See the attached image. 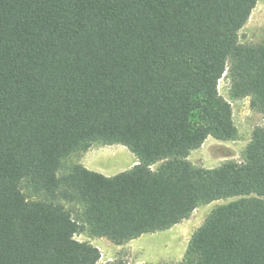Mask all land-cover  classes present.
<instances>
[{
  "label": "trees",
  "instance_id": "16d2710c",
  "mask_svg": "<svg viewBox=\"0 0 264 264\" xmlns=\"http://www.w3.org/2000/svg\"><path fill=\"white\" fill-rule=\"evenodd\" d=\"M257 1L0 0V264H131L74 236L122 244L220 199L184 258L160 264H264V41H239ZM225 71L263 125L240 161L195 166L207 137L238 133ZM95 143L136 163L61 172Z\"/></svg>",
  "mask_w": 264,
  "mask_h": 264
},
{
  "label": "rangeland",
  "instance_id": "374dc122",
  "mask_svg": "<svg viewBox=\"0 0 264 264\" xmlns=\"http://www.w3.org/2000/svg\"><path fill=\"white\" fill-rule=\"evenodd\" d=\"M239 41L250 44L264 41V0L257 1L248 20L239 30ZM226 73L227 71L219 79L217 88L219 94L231 103L233 121L238 133L235 139L229 141L207 137L203 144L187 157L195 166L212 168L218 167L224 162L240 161L252 130L263 125V117L261 113L251 109L249 97L230 98V81ZM195 116L193 119L196 118ZM135 163L136 157L124 145L95 143L87 151L75 153L66 158L61 172L69 170L74 164H82L88 169L112 176L131 168ZM159 164L160 162L151 166L156 169ZM22 189L28 194L25 185L22 186ZM228 201L229 199H220L201 205L192 212L189 218L178 222L167 230L143 234L122 244H115L104 237H92L86 232L76 234L75 237L81 241H88L99 249L101 253L99 262L115 259H121L131 264L179 262L185 256L193 232L215 207ZM64 205L71 210L74 217L78 216V205L68 203H64Z\"/></svg>",
  "mask_w": 264,
  "mask_h": 264
},
{
  "label": "built area",
  "instance_id": "2783aa9c",
  "mask_svg": "<svg viewBox=\"0 0 264 264\" xmlns=\"http://www.w3.org/2000/svg\"><path fill=\"white\" fill-rule=\"evenodd\" d=\"M75 237V236H74ZM76 238V237H75ZM77 239V238H76ZM77 240H79V239H77ZM79 241H81V240H79Z\"/></svg>",
  "mask_w": 264,
  "mask_h": 264
}]
</instances>
